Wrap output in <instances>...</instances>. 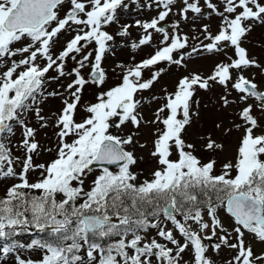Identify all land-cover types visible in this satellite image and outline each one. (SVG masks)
<instances>
[{"label": "snow or ice", "instance_id": "obj_1", "mask_svg": "<svg viewBox=\"0 0 264 264\" xmlns=\"http://www.w3.org/2000/svg\"><path fill=\"white\" fill-rule=\"evenodd\" d=\"M131 3L153 14L120 24L127 0H0V180L13 181L0 195V264H264V248L254 247L264 245V89L245 75L264 76V63L244 46L264 27V0ZM133 27L128 46L145 54L107 68L117 37L130 39ZM203 52L222 57L211 74L178 73L171 90L161 82ZM156 85L159 95H143ZM86 86L97 91L82 103ZM214 86L221 105L237 109L225 135L240 132L219 171L185 138L199 116L193 98ZM49 97L61 108L45 116ZM30 116L54 129L52 147L36 139ZM142 127L156 165L143 178L128 150L147 147ZM201 139L205 150H224ZM43 153L50 158L37 162ZM30 229L45 236L16 239Z\"/></svg>", "mask_w": 264, "mask_h": 264}, {"label": "rangeland", "instance_id": "obj_2", "mask_svg": "<svg viewBox=\"0 0 264 264\" xmlns=\"http://www.w3.org/2000/svg\"><path fill=\"white\" fill-rule=\"evenodd\" d=\"M127 2L129 7L126 11L121 13L120 24H124V23L131 24L136 19H148L150 15L153 14L152 12H150L148 9L145 8L142 14L141 12H139V14H141V17H139L138 11L140 9L136 7L137 5L131 3V0H127ZM143 2L144 0L141 1V4H143ZM137 14L138 17H136ZM205 22L210 23L213 29H215V25L217 23L215 19H210ZM169 23H171V18L169 20ZM118 27L119 25H113L111 26L110 30L115 31ZM190 28L191 25L189 28H184L183 30L184 32H187L191 35ZM130 32L132 34L130 39L117 37L116 47L114 49L115 55L114 56L109 55L105 61V66L107 68L113 67L115 63L119 61L129 60L131 55H135L136 59L139 60L141 56L145 54L143 52H133V50L128 46L131 40H135L139 35V30L136 29L135 27L130 29ZM190 43H196V42L190 41ZM244 46L249 50L250 54L255 59H257L261 63H264V27L256 26L246 38ZM221 58L222 57L216 54L207 53V52H203L201 54H193V56L188 61L186 70L180 69L177 72V70L175 69H169V71L162 77L161 82L169 85V88L171 90V84L174 80V76L178 73L187 74V72H198L201 75L208 76L209 74H211L215 63ZM245 75L254 76L257 83L261 84L262 89H264V83H262L264 82V76H262L258 70L253 69L251 73L246 71ZM115 80H116V76L112 75L109 83H112ZM64 82L65 81L61 80L50 83L48 86V91L57 89L58 85ZM96 91L97 90L94 86H86L84 95L82 97V103H87L89 101H92ZM222 91L223 89L215 86L209 89L208 91H204V90L197 91V94L193 99L199 101V108H198L199 116L193 117V123L188 128L185 136L188 142L196 145L195 154L202 160V162H207L209 159L216 160L217 171L220 170V167L224 162H226L229 159H232L234 146L238 142L240 136V132L235 129H233L232 132L225 135L224 130L227 128H231L233 123L237 122L235 120V112L237 109H236V105H229V107L227 108H224L221 105V101L219 97ZM153 93L159 95V85L154 86V88L151 91L145 92L143 95L150 97ZM155 106H156L155 104H152L151 106L145 105L144 115L147 118H151V109L154 108ZM41 107H42V115L50 116L52 113L57 112L61 108L60 98L49 97L41 105ZM83 116L84 113L81 111L77 119H80ZM29 120L31 121L32 126H35L38 129V134L36 139L42 145H47L49 147H52L55 142L54 129L51 126L42 129L39 128L38 127L39 121L31 116L29 117ZM217 124H220V128L216 127ZM130 130L131 128L129 126V129H126L125 133L123 134H126ZM140 132L141 135L137 137V139H139L141 143H147V147L142 149L139 147L138 144H134L132 146H128V150L133 151L135 156L137 157V164L134 166L133 170L137 172H141L142 173L141 178H143V177H147L148 174L152 171V169L156 165L149 155V150L151 149V137L148 134L146 128L142 127ZM208 136H211V138L213 140H216L218 143H223L224 150L223 151L218 150L216 152L205 150L204 144L206 143V140L201 138ZM19 139H20V130L17 129L16 135L12 137V140L13 142H18ZM13 151L16 152L15 149H13ZM16 154L19 155L20 153L16 152ZM49 158H50L49 154L43 153L39 158H37V162H44ZM33 178H35V174H33ZM92 178L93 177L90 176L89 181ZM12 182L13 181L11 179L0 180V195L3 194V187ZM21 242H30V240H28V238H25L21 240ZM254 247L257 252H260L262 248H264V245L254 244ZM227 254H228L227 250L225 249L222 250L220 256L224 257Z\"/></svg>", "mask_w": 264, "mask_h": 264}, {"label": "water", "instance_id": "obj_3", "mask_svg": "<svg viewBox=\"0 0 264 264\" xmlns=\"http://www.w3.org/2000/svg\"><path fill=\"white\" fill-rule=\"evenodd\" d=\"M109 167H116V166L113 165V166H109Z\"/></svg>", "mask_w": 264, "mask_h": 264}]
</instances>
